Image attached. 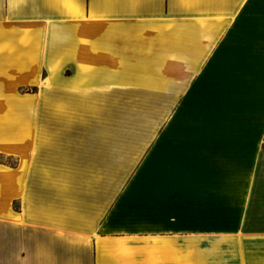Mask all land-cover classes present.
<instances>
[{
	"label": "crops",
	"instance_id": "crops-1",
	"mask_svg": "<svg viewBox=\"0 0 264 264\" xmlns=\"http://www.w3.org/2000/svg\"><path fill=\"white\" fill-rule=\"evenodd\" d=\"M0 154V264H259L264 0H0Z\"/></svg>",
	"mask_w": 264,
	"mask_h": 264
},
{
	"label": "rangeland",
	"instance_id": "rangeland-1",
	"mask_svg": "<svg viewBox=\"0 0 264 264\" xmlns=\"http://www.w3.org/2000/svg\"><path fill=\"white\" fill-rule=\"evenodd\" d=\"M28 90L29 89L24 88L22 89V92H26ZM0 163L13 167L15 164V160L12 157L3 156L0 154ZM261 260L262 261H260L259 264H264V259Z\"/></svg>",
	"mask_w": 264,
	"mask_h": 264
}]
</instances>
